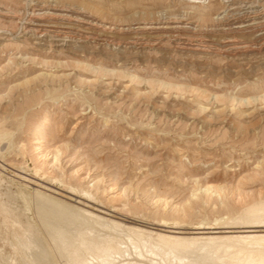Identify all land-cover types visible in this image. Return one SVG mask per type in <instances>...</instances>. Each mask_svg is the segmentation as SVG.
Wrapping results in <instances>:
<instances>
[{
  "label": "rangeland",
  "instance_id": "rangeland-1",
  "mask_svg": "<svg viewBox=\"0 0 264 264\" xmlns=\"http://www.w3.org/2000/svg\"><path fill=\"white\" fill-rule=\"evenodd\" d=\"M42 23L70 28L57 38ZM261 193L264 0H0L5 259L21 264L8 243L19 223L51 242L43 195L127 241L141 228L145 245L222 225ZM227 229L204 232L239 231Z\"/></svg>",
  "mask_w": 264,
  "mask_h": 264
},
{
  "label": "bare ground",
  "instance_id": "bare-ground-1",
  "mask_svg": "<svg viewBox=\"0 0 264 264\" xmlns=\"http://www.w3.org/2000/svg\"><path fill=\"white\" fill-rule=\"evenodd\" d=\"M83 16L85 15L83 14ZM87 16L90 17V15ZM44 24H34V28H40L39 31H44V33L50 31L45 27L56 28L57 30H51L50 32H55L53 34H56L57 38L61 35L60 31L62 28H70V25L67 26L68 23L66 25L62 23V26L58 23ZM250 31L248 32L251 33ZM102 36L105 35L102 34ZM46 118L48 119L46 115L41 118L35 127H38L36 132L42 130L44 125H47L45 124L48 121ZM71 190L77 192L76 188H71ZM2 195L4 196V194ZM12 195L14 196V194ZM50 196L43 195V197H39L40 199H38L39 201L37 200L38 202L35 207L37 218L44 225V228L47 230L46 233L49 234L48 238L51 241L49 245H45L46 240L40 236L38 231L31 230L30 223L26 225L19 223L18 232H14L13 238L8 242L12 248V252L18 254L19 257L21 256V264H55L57 258L52 254L54 251H56L57 256L64 264H264V194L262 193L259 197L260 199L255 196L256 200H251L252 203L243 204L239 210L234 212L232 217L226 216V221L223 220L222 225H219L217 219H214V223L212 222L213 224H210V226L201 221L198 226L194 227L197 229L195 231L201 232L191 231L188 235H183L184 233L179 231L159 232L156 233L155 238H151L145 245L141 243L142 240L148 239V236L145 235V230L143 232V229L135 228L136 226L133 228L128 227V230L124 234L129 239L127 241L124 237L115 236L108 232V230L99 228L98 215L91 214L90 218L86 217L85 213L87 210L80 209L81 207L76 210L75 206H73V209L71 207L72 204L70 206L66 204V201H59ZM86 196L88 195L86 194ZM6 204H9V202ZM7 207H2V211H5L11 205ZM240 217L242 219H239ZM238 219L241 221L233 222ZM180 221H173L174 223L172 224L179 225ZM117 223H114V225H117ZM163 223H165V220L162 221ZM217 228H233L239 231L204 232ZM1 252L0 264H12V261L7 260L8 258L5 259L4 256L6 255H3Z\"/></svg>",
  "mask_w": 264,
  "mask_h": 264
}]
</instances>
